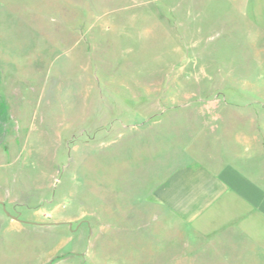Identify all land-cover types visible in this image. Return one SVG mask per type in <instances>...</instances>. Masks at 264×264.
Wrapping results in <instances>:
<instances>
[{"label": "rangeland", "instance_id": "374dc122", "mask_svg": "<svg viewBox=\"0 0 264 264\" xmlns=\"http://www.w3.org/2000/svg\"><path fill=\"white\" fill-rule=\"evenodd\" d=\"M0 73V264H207L151 192L264 119V0H0Z\"/></svg>", "mask_w": 264, "mask_h": 264}, {"label": "crops", "instance_id": "0c3cea01", "mask_svg": "<svg viewBox=\"0 0 264 264\" xmlns=\"http://www.w3.org/2000/svg\"><path fill=\"white\" fill-rule=\"evenodd\" d=\"M6 109L7 102L0 97V141ZM262 126L264 119L258 116L247 131L221 123V130L233 136L221 141L230 151L206 150L204 160L189 152L190 159L171 170L151 192L156 204L175 216L192 237L198 236L207 264H264Z\"/></svg>", "mask_w": 264, "mask_h": 264}, {"label": "water", "instance_id": "95a60500", "mask_svg": "<svg viewBox=\"0 0 264 264\" xmlns=\"http://www.w3.org/2000/svg\"><path fill=\"white\" fill-rule=\"evenodd\" d=\"M3 207H4V206H3ZM4 209H5V208H4ZM5 213H6L8 216H10L11 218L16 219L15 217L11 216L8 212H6V209H5ZM54 224H56V225H59V224H65V222L54 223ZM67 224L70 225V223H67Z\"/></svg>", "mask_w": 264, "mask_h": 264}]
</instances>
